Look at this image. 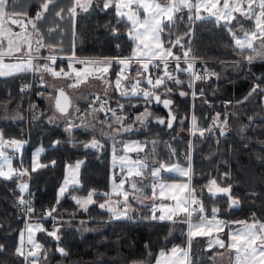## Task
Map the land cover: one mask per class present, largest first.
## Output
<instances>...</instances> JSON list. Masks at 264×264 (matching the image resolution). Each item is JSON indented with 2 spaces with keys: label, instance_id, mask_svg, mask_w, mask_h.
Returning a JSON list of instances; mask_svg holds the SVG:
<instances>
[{
  "label": "trees",
  "instance_id": "1",
  "mask_svg": "<svg viewBox=\"0 0 264 264\" xmlns=\"http://www.w3.org/2000/svg\"><path fill=\"white\" fill-rule=\"evenodd\" d=\"M64 9L67 12V8ZM36 10L32 8L31 14ZM109 14H115L114 9L105 10L103 0H93V7L88 12L78 10L75 16V29L79 33L75 46L77 54L102 58L116 57L122 51V55H129L131 49L127 50L130 47L124 46L127 45L126 40L119 38L120 33L113 21H110ZM180 15L184 19L178 20L173 26V37L176 34L183 36L185 49H191L189 58L199 59L198 66L204 72L215 75L196 81L193 88L189 87L186 73L176 72V76L184 83L168 81L167 87L172 91H158L162 96L173 99L170 108L176 119L169 128V112L161 103L146 101L143 96H121L119 90L115 89L114 81L119 71L115 63L108 73L113 82L108 96L110 105L128 117L125 123H133L137 113L145 108L151 113L143 123L134 122V128L139 127L140 130L133 129L120 136V149L127 137L138 136L147 146L142 156L145 155L151 164L154 155L156 159L165 162L189 164L190 120L193 112L198 127L206 131L203 136L198 132L193 136L191 187L196 189L199 196H203L205 209L210 212L212 207H218L220 214L231 220L251 221L255 214L257 219L264 221V92L259 89L252 92L255 84L264 88V59H255L249 64L234 47L227 27L214 19H194L190 22L187 12ZM67 19L73 25V18L68 15ZM47 31L54 32V29L50 27ZM163 35H168L167 30ZM59 50L67 48L61 46ZM173 50L182 57L179 46ZM182 62L185 64L184 60ZM132 66L139 67L135 63ZM41 74L44 72L34 74L35 84L31 91H21L23 84L31 80L30 72L0 77V109L6 106L18 108L24 114L20 119H0V130H3L6 138H25V106L28 102L39 100L38 91L42 86L38 85L36 78ZM194 91L196 97L192 95ZM181 92L185 95H180ZM192 99L195 100L193 108ZM82 104L81 110L86 108L85 101ZM118 105L124 106L122 111ZM217 113L220 117L218 119ZM160 119L165 123H159ZM225 120L226 125L223 123ZM37 123L40 127L31 134L35 139L30 140L28 155L33 147L42 142L46 148L41 160L49 166L32 172L34 214L43 213L46 205L55 207L54 214L59 216L56 222L59 227L57 235L60 237L55 240L45 232L35 234L36 240L46 250V259L42 258L40 264H134L141 261L143 264H153L160 249L186 246L188 226L183 222L184 218H178L180 222L176 223L153 220L150 218L151 204L147 202L137 205L126 218L121 219H114L107 208L99 207L105 200L99 193L109 189L111 175L108 139H104V148L99 155L85 148L93 132L79 126L71 129L67 125L65 129L64 124L50 125L45 120L41 123L39 120L32 121V129ZM173 149L175 154H172ZM76 159H83L80 169L81 187L74 186L59 198L58 189L64 180L65 164ZM51 160H56V163H48ZM136 179L138 183L141 180L139 177ZM150 179L144 180L143 177L147 193L151 191L147 186ZM212 179H216L221 187L230 186L231 195L239 200V204L230 206V200L222 193L215 196L210 194L206 186ZM19 181L16 178L5 180L0 177V245H3L0 264H27L22 257L14 254L20 234L28 224L25 213L18 207ZM92 189L97 192L95 202L84 211L73 199V192L86 194ZM33 221L41 222L45 229L51 231L49 220ZM220 234L228 237L226 230ZM206 238L195 237L191 241L192 264H214L218 247L206 249ZM27 246L26 241L25 255L28 252ZM59 248H64L67 255L60 254Z\"/></svg>",
  "mask_w": 264,
  "mask_h": 264
},
{
  "label": "snow or ice",
  "instance_id": "2",
  "mask_svg": "<svg viewBox=\"0 0 264 264\" xmlns=\"http://www.w3.org/2000/svg\"><path fill=\"white\" fill-rule=\"evenodd\" d=\"M56 4V0H41L39 11L34 17H27L26 12L9 11V0H0V77L15 76L29 72H47L53 78L72 77L74 83L70 87L78 86L80 83L86 82L89 78H96L110 84L111 81L108 73L112 69V64L115 62L119 67L114 81L115 89L119 90L121 96H143L148 100H154L157 103H163L165 108H168L172 101L169 99L161 100L159 92L170 93L171 88L167 87L168 81L174 84H182L184 81L176 76V72L186 73L189 77V87H192L196 81L208 79L215 73L201 74L195 71L194 58L190 60V48L185 49L182 43L183 36L176 34L172 35V28L178 20H183L184 17L180 15L187 12L188 21L206 20L213 18L215 22L221 21L227 26V31L230 33L234 47L239 51L243 58L251 64L255 59H264V0H103V8L105 10L113 8L118 20L127 22V35L133 42V50L128 57H105L101 59H86L77 58L73 51L71 63L68 68L70 71H65L64 68L57 70L55 55H48L45 57H38L35 55L41 49L48 48L54 51L57 47L53 44H46L43 35L40 33L38 24L45 19V14L49 12L50 7ZM93 7V0H72L71 5L67 8V13L71 18H75L78 10L81 12H88ZM64 8H60L55 12V15L63 19ZM237 14L242 19L251 20L253 26L250 30H244L240 25V34L233 30L232 21L237 20L238 25L240 21L237 19ZM20 17V18H18ZM11 26H16L20 31H14ZM29 27L32 32L29 33ZM168 35H163L165 32ZM33 37H35L36 47L33 48ZM259 41V47L256 42ZM167 45V46H166ZM177 46L182 50V57L186 67H181V55H176L173 49ZM248 54H245V53ZM45 59L48 63L34 64L36 59ZM14 59L15 62H6ZM135 63L139 67L133 69L131 65ZM170 63H174L175 70L169 71ZM79 64L82 67L77 68L74 65ZM150 67L157 70V74L150 72ZM136 72L135 83L131 84L130 88L122 86L123 82L128 80V73ZM143 76L147 84L151 86L150 89H141L140 77ZM41 83H44L43 77H40ZM30 87V85L25 86ZM264 92V88L260 84H255L252 92L257 90ZM25 89L22 88L21 91ZM203 93L201 92V95ZM180 95H185L181 92ZM196 95L195 92L192 93ZM251 95V93H250ZM99 101L100 97L97 96ZM107 101L99 104L98 108L93 107L92 111L104 112ZM55 108L63 115L69 114L71 108V100L63 89L58 90V96L54 101ZM119 109L123 110V105H118ZM76 111H80L76 109ZM114 117L115 124L121 125L115 129L117 133L121 131H130L131 124L123 127L124 121L128 119L127 116L117 115V111L108 108ZM151 116L147 109L135 117L136 121L143 122ZM219 113H217V119ZM176 117L171 116L168 122V127H172V121ZM163 124V119L159 120ZM192 134L197 132L200 136L204 135L206 129L198 127V121L193 114L191 117ZM226 125L227 121H223ZM215 124V121H214ZM112 127V124L108 125ZM223 134V133H222ZM59 143V141H57ZM24 145V141L16 138H6L3 130H0V177L5 180L22 179L25 176H30L28 168L22 166L17 168L13 166L14 157L9 153H20ZM85 147L99 149L103 147L100 141L93 138L90 142L85 144ZM146 145L139 141H128L124 144L123 154L116 156V146L113 145V165L119 166L120 172L125 173L121 176L119 181L113 177L111 190L108 192L99 193L105 197V202L99 204V207L107 208L113 214L114 219H121L127 217L128 211L131 208L129 203L130 198L137 202L144 200L162 201L159 204L153 203L151 208V219L159 221L180 222L179 217H184L183 222L188 226V240L185 247H173L171 250H161L155 260V264H192L190 259L191 241L195 237H212L214 233L223 232L224 228L229 224L239 225V227L232 230L229 234V243L227 248L234 250L233 262L234 264H264V221L255 217L251 222L248 220L225 221L218 218L220 209L212 207L209 213L206 211L203 201L198 197L196 189L190 187L191 184V167H181L178 164H166L163 159H156L155 155L152 157V164L147 162V157L143 159H133L127 155L129 152L140 153L144 151ZM154 151V149H153ZM43 148L37 150L35 157L31 163V172L37 171L39 168L48 167L49 165L41 164L39 162L40 154ZM175 154V150H172ZM78 161L75 165H67L68 175L66 176L63 185L59 189V197H63L71 185H78V171L80 164ZM55 164V161H52ZM149 171L151 177L155 182L151 183L150 194L144 191L143 177L145 171ZM176 173L182 177H188L186 183H165L161 180V172ZM227 175V173L225 174ZM133 177L141 178L138 183ZM129 187L126 188L125 185ZM22 195L18 199L19 205L23 206L25 212L31 216L35 212L34 207L27 201L23 193L28 190V183H20L18 185ZM207 191L215 196L217 193H222L230 200V206L238 205L239 200L232 197L231 187H221L216 179H212L206 186ZM157 189L159 191H157ZM97 195L95 189L88 192L86 197H73L78 205L87 211V206L94 203L93 197ZM115 197L116 199H113ZM143 197V200L140 199ZM163 201H170V203H163ZM59 199L57 200V204ZM56 212L53 207L46 211L45 215L51 217ZM160 213L156 215V213ZM26 231L27 244L29 249L27 255L24 251V235L20 234V241L15 248V255L22 257L27 264H40L42 258L46 259V250L43 245L35 238V233L45 232L48 236L59 240L57 235L59 227H53L49 231L43 227L42 224H27ZM218 247L225 248V241L216 235L213 240L209 241V248ZM0 251H3V245H0ZM58 251L62 255H67L64 248H59ZM43 254V257H42ZM134 264H143V262H134Z\"/></svg>",
  "mask_w": 264,
  "mask_h": 264
},
{
  "label": "rangeland",
  "instance_id": "3",
  "mask_svg": "<svg viewBox=\"0 0 264 264\" xmlns=\"http://www.w3.org/2000/svg\"><path fill=\"white\" fill-rule=\"evenodd\" d=\"M60 1H62V0H60ZM56 2H57V0H56ZM40 3H41V0H9V8H8V10L9 11H12V10H15L16 12H26L27 13V18L28 17H34L35 16V14H36V12L35 13H32L31 14V11H32V8H36V9H39V5H40ZM68 3H72V0H63V2H60V4H55L54 6H51L50 7V10H49V12L48 13H46L45 14V19H47V24H45V25H43L42 24V22L43 21H41L39 24H38V27H39V29H40V33L41 32H43V37L44 38H47V34H49V33H47V28H50V27H53V26H55V23H53V22H49V21H51L50 20V18H51V14H53V13H55V11L56 10H58L60 7H62V8H64V7H66L67 5H68ZM63 16H64V21H63V26H64V28H63V30L60 32V30L58 29V28H56V29H58L57 31V33H56V36H57V38H59L60 37V33H68V37H66V38H64V37H62L63 39H65V40H69V41H72V35H73V33H74V26L71 24V22H70V20H68L67 19V17H68V13L67 12H65L64 14H63ZM109 19H110V21H113V23L115 24V26H116V30H118V33H120L119 34V38L120 39H125L126 40V44L127 45H124V46H126V47H130V48H128L127 50H129V49H131L130 50V52H128V54L129 55H121V56H119V57H121V58H123V57H128V56H130L131 55V53H132V50H133V42L129 39V37H128V35H127V27H128V25H127V22L126 21H124V20H118V18L116 17V15L115 14H109ZM56 25L57 26H60L61 25V22H57L56 23ZM251 26H252V24H251ZM251 26L247 29V30H250L251 29ZM29 31V33H31L32 32V30H28ZM18 32V31H17ZM240 33H237V35H239ZM259 44H260V42L259 41H257L256 42V46L257 47H259ZM36 47V44H35V37H33V48H35ZM173 52L176 54V55H178L174 50H173ZM116 57H118V56H116ZM102 58H105V57H102ZM94 59H101V58H94ZM257 59H259V58H257ZM205 60V59H204ZM6 62H15V60L14 59H11V60H7ZM205 62V61H204ZM34 63L35 64H40L38 61H34ZM69 63H71V61L69 62ZM114 64H115V62H113V64H112V67L114 66ZM41 65V64H40ZM75 67H77V68H79L77 65H74ZM120 67V66H119ZM118 67V68H119ZM131 67L132 68H134V69H137V68H135V66H132L131 65ZM181 67L183 68V67H186V65L185 64H183V62H181ZM173 68H175V65H174V63H170V65H169V71H174L173 70ZM57 70H59V69H57ZM156 70V69H155ZM65 71H70V69H65ZM150 72H152L153 73V68H151L150 67V70H149ZM131 72H133V71H131ZM25 74V73H24ZM153 74H156V73H153ZM18 75H20V74H18ZM134 76H135V78H136V72L133 74ZM71 77V76H70ZM108 77H109V79H110V76H109V74H108ZM72 78V77H71ZM70 78V79H71ZM37 79V83H39L40 85H42V83H41V80H39V77L38 78H36ZM140 79L142 80V82H141V84H140V88L141 89H150L151 88V86L150 85H148L147 84V82H146V80L144 79V77L143 76H141L140 77ZM35 80V79H34ZM34 80L33 81H29V83H26V85L28 84V85H30V87H25L26 85H23L22 86V88H24L25 90L26 89H29V91H31L32 89H33V87H34V84H35V82H34ZM144 81V82H143ZM133 83H135V79L128 73V80H126V81H124L123 82V84H124V86H126V87H128V88H130V86H131V84H133ZM38 84V85H39ZM48 84L51 86V89L49 90V91H45V89L43 88L42 89V87L39 89V91H38V95L39 94H42V95H44V96H48L49 95V100H47V102H46V106H45V103L43 102V100H41V99H39V101L38 102H34V103H32V105L29 107V104H30V102H28V104H27V107L25 106V111H26V113H25V118H26V123L27 122H29L30 123V126H28L27 127V132H26V138H30V140L31 141H33L32 139H35V138H33V136L31 135L32 134V132L33 131H35L36 129H39V127H40V124L39 123H37L36 124V126L32 129V126H31V122H30V119H32L33 121H36V120H39L40 121V123L41 122H43V118H40V119H35L36 117H37V114L40 112V111H42V113L44 112V111H50L51 112V115H50V118H49V121H51V122H57V121H59V120H61V119H71V120H73V118L75 117V115H76V109H78L79 107H80V103L79 104H76V101H75V98L73 97V94L71 93V108L69 109V114L67 115V116H65V115H63V114H61L56 108H55V106H54V101H55V98H56V92H57V90L58 89H60L61 87L62 88H66V84H67V80H66V78L65 77H60V78H53L52 77V81L51 82H48ZM112 84H113V82H111L110 84H109V86H108V88L105 90V91H107V90H111L112 89ZM106 86V84L104 83V87ZM95 89H97V88H95ZM97 92H98V90H96ZM195 93H196V91H194ZM167 97H169V96H167ZM194 97H196V95L194 96ZM162 98V97H161ZM165 98V97H164ZM194 99H192V108H193V106H194ZM147 109V111H149V109L148 108H145L144 110H142L141 112H138L137 113V115H141L145 110ZM106 112V111H105ZM150 112V111H149ZM95 114H99V113H95ZM117 115H121V116H126L124 113H121V112H117ZM136 115V116H137ZM192 115H193V112L191 113V117H192ZM107 116H108V118H107ZM135 116V117H136ZM220 118V117H219ZM104 120H105V122L106 123H102L103 125H105V126H103V125H98V124H96L97 126H94V129H96V131L97 132H100V131H102L103 132V137H104V139L106 140V139H108L109 140V145H110V150H109V159H110V165H109V167H110V171H111V179H110V188H109V191L111 190V185H112V181H113V177L115 176V179L117 180V181H119V179L121 178V176L122 175H124L125 173H121L120 172V169H119V166L117 165V166H115L114 167V165H113V145H115L116 146V156H120V155H122L123 154V147H124V144L126 143V142H128V141H139V142H141L142 144H144V145H146V142L145 141H143L140 137H138V136H131V137H127L124 141H123V145H122V147H121V149L118 147L121 143V140H120V136L122 135V134H124V133H126V132H128V131H121L120 133H117L116 131H115V129L116 128H118V127H122L121 125H117V124H115V121H114V117H112V115H111V112H108V113H106L105 115H104ZM146 120V119H145ZM144 120V121H145ZM97 122H98V119L96 120ZM136 120H135V118H134V122H135ZM143 121V122H144ZM126 122V120L124 121V124H123V127H126V126H128V124H131V130H133V129H139L140 130V128L138 127H135L134 128V122L133 123H125ZM143 122H139V121H136V123L137 124H140V123H143ZM190 122H191V120H190ZM46 123H48V122H46ZM109 124H112V127H109L108 125ZM50 125H54V124H50ZM200 128V127H199ZM190 134H191V136H190V143H191V147H190V150H189V161L192 163V151H193V146H192V142H193V134H192V123L190 124ZM130 130V131H131ZM135 131V130H134ZM224 132V131H223ZM7 138H9V137H7ZM118 143H120V144H118ZM24 145H25V143H24ZM24 145H23V147H24ZM30 146V145H29ZM147 147V146H146ZM146 147L144 148V151L143 152H140V153H135V152H129V153H127V155L128 156H130L131 158H133V159H143V158H145L146 156L145 155H143L142 156V154L143 153H145V151H146ZM41 148H43V152L45 151V147L44 146H42L41 144L40 145H36L35 147H33L32 148V150H31V152H30V154L28 155V157H27V161H26V164H27V166L30 168V170H31V163H32V161H33V159H34V157H35V153L37 152V150H39V149H41ZM120 149V150H119ZM9 151V153L14 157V159H13V166L14 167H17V168H19V167H21V163H22V158H23V148H22V150H21V152L18 154V153H15V152H12V150L11 149H9L8 150ZM43 152L40 154V157H39V162L41 163V164H43L42 163V160H41V155L43 154ZM28 161H29V163H28ZM52 161H55V163H56V160H51V161H49L48 163H50V164H52ZM78 161H81L82 163L80 164V168H79V171H78V180H79V184L78 185H71L70 187H69V189H68V191L72 188V187H74V186H77V187H81V184H80V169H81V167H82V165H83V159H76V160H74V161H72V162H66V164H65V168H64V173H63V178H64V180H65V178H66V176L68 175V169H67V165H69V164H71V165H75L76 164V162H78ZM147 162L151 165V163H150V161H148L147 160ZM166 164H173V163H175V164H178L179 166H181V167H189L190 166V163H189V165L188 164H184V163H181V162H178V161H176V162H171V163H169V162H165ZM25 165V164H24ZM23 165V163H22V166L23 167H26V165L24 166ZM53 165V164H52ZM191 167V169H192V166H190ZM32 175V174H31ZM26 178H27V176H25V177H23L22 179H20V181H19V183H18V185L20 184V183H24L23 181H25L26 180ZM145 178H151L148 182H147V186L149 187V185L151 184V183H153V182H155L154 181V179L151 177V175H150V172L149 171H145V174H144V180H145ZM191 178H192V173H191ZM133 179H135L137 182H138V180L136 179V177H133ZM64 180H63V182H64ZM161 180L163 181V182H165V183H186V182H188V177H182V176H179L178 174H176V173H169V172H166V171H162L161 172ZM28 181V180H27ZM63 182H62V184L60 185V187H59V189L61 188V186L63 185ZM125 187L126 188H128L129 186L126 184L125 185ZM190 187H191V185H190ZM150 188V187H149ZM59 189H58V196H59ZM151 189V188H150ZM67 191V192H68ZM144 191H145V188H144ZM157 191H159L158 189H157ZM103 192V190L101 191V193ZM146 192V191H145ZM151 192V191H150ZM73 193H75L76 195H75V197H86L87 196V194H88V192L86 193V194H81V193H79L78 191H75V192H73ZM66 194V193H65ZM64 194V195H65ZM150 194V193H149ZM211 194V193H210ZM198 195V194H197ZM198 197L203 201V196H199L198 195ZM59 198H62V197H59ZM102 198H105V197H103L102 196ZM93 199H94V197H93ZM113 199H116L115 197H113ZM140 199L141 200H143V197H140ZM105 202V200L102 202V203H104ZM145 202H147V203H150L151 205L153 204V203H156V204H159V203H161L162 201H160V200H156V201H151V200H144L142 203L141 202H137L136 200H132L131 198H130V200H129V203L131 204V208L129 209L130 211H132V209L134 208V207H137V205H139V204H144ZM163 203H170V201H163ZM90 205V204H89ZM88 205V206H89ZM207 211V210H206ZM209 213V217H210V212H208ZM160 213H156V215H159ZM218 215H223V216H225L224 214H220V212L218 213ZM38 216V215H37ZM226 218H227V221L228 222H231V221H235V220H231V219H229L227 216H225ZM179 218H184V217H179ZM36 219H38V218H36ZM35 220V219H34ZM26 221H27V219H26ZM29 221H31V222H29ZM29 221H27V222H29V224H37V223H40L41 224V222H38V221H33V220H29ZM249 222H251V221H249ZM237 227H239V225H233V224H229L228 226H226L225 228H224V231L226 230V234H228V237L227 238H225V237H223V234H220V232L219 233H214V235L212 236V237H208V239L206 238V243H205V248L206 249H208V250H210V249H212V248H215V247H211V248H209V241L210 240H213L214 238H215V236L216 235H219V237L221 238V239H223L224 241H225V245H226V247L225 248H223V249H221V248H217L218 249V252H217V254L214 256V264H234V262H233V257H234V250H229L228 248H227V244L229 243V234H230V232L232 231V230H234L235 228H237ZM22 233H23V235H24V242L26 243V241H27V237H26V228H24V230L22 231ZM187 233H188V228H187ZM36 234V233H35ZM193 239H195V238H193ZM192 239V240H193ZM173 247H177V245H175V246H173ZM173 247H170L169 249H160L159 250V252L161 251V250H171ZM178 247H185L184 245L183 246H178ZM159 254V253H158ZM158 254H157V257H158ZM154 264H155V262H154Z\"/></svg>",
  "mask_w": 264,
  "mask_h": 264
},
{
  "label": "crops",
  "instance_id": "4",
  "mask_svg": "<svg viewBox=\"0 0 264 264\" xmlns=\"http://www.w3.org/2000/svg\"><path fill=\"white\" fill-rule=\"evenodd\" d=\"M60 2H63V0L62 1L57 0L56 4H60ZM70 5L71 4L68 3V5L66 6V8H68ZM60 8H62V7H60ZM59 9L56 10V11H59ZM37 11H39V9H37L36 12ZM63 19H64V16H63ZM63 19L57 17L55 15V13L51 14V18H50L51 21H49V22L50 23L51 22L55 23V26L52 27V29H54V32L47 31V33H49V34H47V38H44V41H45L46 44H53V45H56L57 46L55 48V50L54 51H50L48 48H43V49L40 50L39 53H36L35 55H37L38 57H45V56H48V55H55L57 57V61H56V65H55L57 67V69H59V68L69 69L68 68V65H69V62L71 61L70 58L72 57L73 51L75 52V56L77 58L94 59L92 57L83 56V55H80V54H77L76 53L75 46H76V42H77V39L78 38L75 35V33L77 31L75 29V22H76L75 18L73 19L74 33L72 35V41H69L70 39L69 40H65V39L62 38V37H64V38L68 37V33H60V37L57 38V36H56V33L58 32L57 30L59 29L60 32H61L63 30V28H64V26H63V21L64 20ZM46 22H47V19H44L43 22H42V24L45 25V24H47ZM57 22H61V25L60 26H57L56 25ZM70 22H71V20H70ZM56 28H58V29H56ZM41 33H43V32H41ZM61 46L62 47H66L67 50H61L60 51L59 49L61 48ZM34 61L35 62L38 61L41 65L42 64H45V63H48V61H46L45 59H42V58L36 59ZM75 65H77L79 68L82 67L79 64H75ZM30 73H31V80L30 81H33L34 80V77H35L34 74L36 75V73L35 72H30ZM41 76L43 77V80H44V83L41 85L42 86V89L44 88L45 91H49L51 89V86L48 84V82H51L52 81V76L49 73L44 72V74L39 75V80H40V77ZM70 78L71 77H67L66 78L67 84H66V88L65 89L69 92L70 99H71V93H72L73 94V97L75 98L76 104H79L80 103V107L78 108L80 111H78V112L76 111V115L73 118V120H71V119H61V120H59L57 122H51V121H49V118H50V115H51V112L50 111H44L43 113H42V111H40L37 114V117L35 119L43 118V120H45V122H48L50 124H55V125L64 124L65 127L67 125H70L69 127L71 129L76 128V127L79 126L83 130H85V131L93 132L94 133L93 136H95V139L99 140L100 141V144L102 145L105 142L104 141V137H103V132L102 131L97 132L96 129H94V126H97L96 124L103 125L102 123H106L105 120H104V116H101V114L91 115L89 113H85L84 112L85 111L84 109L81 110V105H84V104H82L83 101H85V103L87 104V102L89 101L90 98L92 100H95L94 98H96L97 96H99L100 98L103 97L104 95L101 96L102 95V92L105 91L108 88L109 84H106L104 81H102L100 79L89 78L86 82L80 83L78 86L70 87L69 85H71V84L74 83V79L73 78L70 79ZM104 83L106 84L105 87H104ZM23 85H26V83H24ZM95 88H97V89H95ZM96 90H98V92ZM49 98H50L49 95L48 96H44L42 94H39V99L43 100V102L45 103V106H46V102H47V100H49ZM38 101L39 100H37L36 102H38ZM32 103H34V102H32ZM32 103L29 104V107L32 105ZM86 104H85V106L87 107L88 104L87 105ZM22 116L24 117V114H22L21 110L18 109V108L13 109V107L6 106V107H2L0 109V119H2V120L3 119L6 120V119H10V118H12V119L19 118L20 119ZM107 118H108V116H107ZM97 119H98V122L96 121ZM32 121L33 120L30 119V122H32ZM29 124L30 123L27 122L26 123V127H28ZM103 126H105V125H103ZM65 129H67V127ZM12 137H14V136H12ZM91 140L92 139H90L88 142H90ZM120 143H118V144H120ZM40 144L42 146H44L42 144V142H40L38 145H40ZM120 146H121V144L118 147L120 148ZM103 147H101L99 149L87 147V149H91V150H93L95 152H98V154L100 155L101 153L99 152V150L100 149L102 150ZM28 148H29V145L27 146L26 153H24V147H23V157H24V161L25 160L27 161ZM26 161H25V164H26ZM110 179H111V175H110ZM109 188H110V182H109ZM108 191H109V189L107 191H103V192H108ZM75 195L76 194L72 195V197H74ZM130 212L131 211L129 210L128 211V214ZM124 218H126V217H124Z\"/></svg>",
  "mask_w": 264,
  "mask_h": 264
},
{
  "label": "built area",
  "instance_id": "5",
  "mask_svg": "<svg viewBox=\"0 0 264 264\" xmlns=\"http://www.w3.org/2000/svg\"><path fill=\"white\" fill-rule=\"evenodd\" d=\"M75 35H76V37L79 36L78 33H75ZM119 55H122V51H119ZM197 61H198L197 59H194L195 71L201 73L202 75L205 74L206 72H204V71H203V70L197 65ZM195 83H196V82H195ZM195 83H194V85H195ZM194 85H193V88H194ZM26 142H29V139H26ZM23 161H24V160H23ZM22 163H23V165H24V162H22ZM24 166H25V165H24ZM25 168H26V167H25ZM29 172H30V171H29ZM27 180H28V181H27ZM24 182L28 183L29 187H28L27 192L23 193V196H24V198H25L27 201H29V202L31 203V205H32V206L34 207V209H35V203H34V200H33V198H32V195H31V183H30V182H31V174H30V176H27V178H26V180H25ZM21 195H22V193L20 192L19 197H20ZM18 207H19V209H20L21 211H23V212L25 213V216H26L27 221L32 220V219H35V218L49 220L50 225H51V230H53L54 225L56 226V222H57V220L59 219V216L55 215L54 213H53V215H52L51 217H48V216L45 215L46 211L52 208L50 205H46L45 208H44L43 213L39 214L38 216L35 215L34 213L31 214V216H29V215L25 212L23 206L19 205V203H18ZM218 218L227 221V218H226L225 216H223V215H218ZM26 248L29 249V246H27Z\"/></svg>",
  "mask_w": 264,
  "mask_h": 264
},
{
  "label": "flooded vegetation",
  "instance_id": "6",
  "mask_svg": "<svg viewBox=\"0 0 264 264\" xmlns=\"http://www.w3.org/2000/svg\"><path fill=\"white\" fill-rule=\"evenodd\" d=\"M209 19H213V18H209ZM237 19L240 21V24L238 25L237 20H233V21H232V25H231V26L233 27V30L236 31L237 33H240V25L243 26L244 30H247V29L251 26V24H252V26H253V22H252L251 20L242 19V18L239 17L238 14H237ZM219 24H221V25H225L223 21L219 22ZM225 26H226V25H225ZM252 26H251V28H252ZM226 27H227V26H226ZM17 28H18V27H17ZM185 65H186V64H185ZM137 66H138V65H137ZM134 73H135V71H133V72H129V74L135 79V76L133 75ZM141 82H142V80H141ZM102 93L108 96V94H110V90L103 91ZM163 97H166V96L163 95L162 98H163ZM94 99L96 100V98H94ZM93 101H94V100H93ZM84 110H88V109H84ZM105 110H106V109H105ZM84 112H85V113L92 114L91 112H86V111H84ZM98 112H99V114H101V116H104V115L106 114L105 111H104V112H100V111H98ZM93 138H95V136L91 137L90 139H93ZM102 145H103V144H102ZM85 148H87V147H85ZM103 148H104V147H103ZM102 150H103V149H102ZM102 150L100 149L99 152L101 153Z\"/></svg>",
  "mask_w": 264,
  "mask_h": 264
},
{
  "label": "water",
  "instance_id": "7",
  "mask_svg": "<svg viewBox=\"0 0 264 264\" xmlns=\"http://www.w3.org/2000/svg\"><path fill=\"white\" fill-rule=\"evenodd\" d=\"M18 18H20V17H18ZM25 19H27V17H24ZM12 28H13V30L14 31H20V29L19 28H17L16 26H11ZM29 30H31V28L29 27ZM122 86H124V84L122 85ZM60 89H63L64 91H65V93L68 95V97L70 98V94H69V92L66 90V89H64V88H60ZM59 90V89H58ZM58 90H57V92H56V97L58 96ZM159 95H161V93H158ZM163 99H169V100H171V101H173V99L172 98H170V97H163V98H161V100H163ZM88 103V106L85 108V109H88V110H85L86 112H91L92 114H95L96 112H98V111H95V112H93L92 111V108L93 107H97L98 108V106H99V104H100V100L99 101H97V100H92V99H89V101L87 102ZM162 104V106L164 107V105H163V103H161ZM168 109V112H169V119L171 120V116H174V114H173V111H172V109L170 108V106L167 108ZM106 111V110H105Z\"/></svg>",
  "mask_w": 264,
  "mask_h": 264
}]
</instances>
